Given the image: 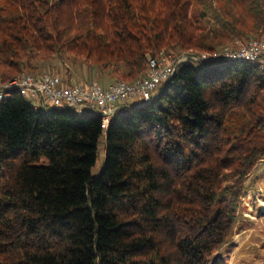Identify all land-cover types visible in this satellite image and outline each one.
Listing matches in <instances>:
<instances>
[{
	"label": "trees",
	"instance_id": "obj_1",
	"mask_svg": "<svg viewBox=\"0 0 264 264\" xmlns=\"http://www.w3.org/2000/svg\"><path fill=\"white\" fill-rule=\"evenodd\" d=\"M237 9V0H0V77L36 75L60 58L104 82H133L161 51L264 39L263 2L250 1L248 30ZM211 16L220 27L207 33ZM27 100L0 104V264H210L231 241L246 180L264 160L257 65H179L154 101L127 105L107 129L97 114Z\"/></svg>",
	"mask_w": 264,
	"mask_h": 264
},
{
	"label": "built area",
	"instance_id": "obj_2",
	"mask_svg": "<svg viewBox=\"0 0 264 264\" xmlns=\"http://www.w3.org/2000/svg\"><path fill=\"white\" fill-rule=\"evenodd\" d=\"M245 60L264 70V39L248 38L224 45L213 53L161 51L149 58L146 74L133 82L118 81L103 86L97 80L71 82L58 73H23L7 81L0 77V104L11 95L36 99L37 109L70 108L79 115L92 112L101 117L105 129L129 104H148L163 91L179 65L205 67Z\"/></svg>",
	"mask_w": 264,
	"mask_h": 264
},
{
	"label": "rangeland",
	"instance_id": "obj_3",
	"mask_svg": "<svg viewBox=\"0 0 264 264\" xmlns=\"http://www.w3.org/2000/svg\"><path fill=\"white\" fill-rule=\"evenodd\" d=\"M250 1L252 0H237V10L243 16L240 27L245 30L253 26L252 17L248 11ZM261 1L264 4V0ZM202 25L206 28L207 33H214L220 27L212 16L203 20ZM70 66V61L56 58L54 64L46 65L41 73H58L66 78L74 77V80L77 81L94 79L100 84L107 85L117 82L114 79L104 82L86 66L81 68L74 66L73 70ZM27 101L33 107L38 105L36 99L28 98ZM89 113L92 114V112ZM105 149V141L102 139L99 144L97 161L92 169L93 176H98L103 168ZM210 264H264V160L257 165L246 180L233 238L212 255Z\"/></svg>",
	"mask_w": 264,
	"mask_h": 264
},
{
	"label": "crops",
	"instance_id": "obj_4",
	"mask_svg": "<svg viewBox=\"0 0 264 264\" xmlns=\"http://www.w3.org/2000/svg\"><path fill=\"white\" fill-rule=\"evenodd\" d=\"M71 82H79V80L77 81V80H74V77H71L70 79H69ZM111 84V83H110ZM109 85V84H108ZM107 84L105 85V86H108Z\"/></svg>",
	"mask_w": 264,
	"mask_h": 264
}]
</instances>
